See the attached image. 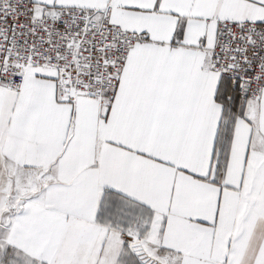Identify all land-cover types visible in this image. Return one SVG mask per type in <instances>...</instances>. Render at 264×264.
<instances>
[{
  "label": "snow or ice",
  "instance_id": "6c2138e0",
  "mask_svg": "<svg viewBox=\"0 0 264 264\" xmlns=\"http://www.w3.org/2000/svg\"><path fill=\"white\" fill-rule=\"evenodd\" d=\"M0 264H264V0H0Z\"/></svg>",
  "mask_w": 264,
  "mask_h": 264
}]
</instances>
